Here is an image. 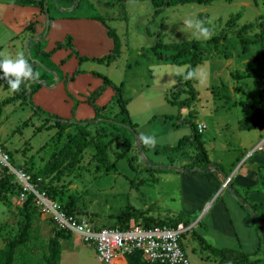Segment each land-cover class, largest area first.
<instances>
[{
	"label": "rangeland",
	"instance_id": "1",
	"mask_svg": "<svg viewBox=\"0 0 264 264\" xmlns=\"http://www.w3.org/2000/svg\"><path fill=\"white\" fill-rule=\"evenodd\" d=\"M2 1L4 0H0ZM18 5L21 4L17 3ZM64 5V0H49L51 23L42 43L38 40L39 37H31L30 29L17 35L0 22V52L12 58L23 54L34 71L40 73L37 80H44L50 86L51 83H57L58 78L61 83L65 82L64 90L59 85L53 88V95H42L35 99L37 91L32 96L28 90L25 95H20L21 89L14 93L7 82L0 79V139L10 155L11 163H18L25 168L10 169L17 182L8 198L0 200V250L21 232L26 222L23 207L28 196L25 187L30 173L40 171L72 136L83 135L89 140V144L74 164L66 165L48 180L55 196L50 198L45 195V198L61 208L65 205L75 206L77 215L97 225L122 223L123 216L128 215V212L139 214L140 218L143 215H153L160 220L175 219L179 213L187 212L181 197L182 181H212L219 178V173L200 180L191 175L183 177L182 172L175 171L173 167L164 171L146 168L153 165L175 166L180 169L182 163L190 161L196 166L200 165L201 157H197L198 149L193 143L185 140L182 148H178L180 141L192 131L190 121H183V118L206 124L201 138L205 140L210 159L222 167L220 177L225 173L231 175L246 153L254 149L257 143V139L251 138V131L239 128L238 120L259 105L264 82L258 75L238 80L236 73H264V55L261 51L262 42L259 40V21L264 19L263 0H214L210 3L177 4L166 8L155 18L156 7L151 0H82L77 9L68 11L64 10ZM73 5L74 3H70L67 6L71 8ZM73 15L104 16L108 25L119 35L122 50L114 61L104 65L89 55L80 66L84 70L94 67L115 83L123 84L134 129H119L110 124L114 122L122 125L114 120L123 118L120 107L114 101L113 88H107L99 96L100 103L107 107L98 117V122H95V110L94 114L88 113V110L94 108L89 107L87 100L83 103L82 98L68 88L71 80L66 81L67 72L64 73L56 63L57 59L53 57L50 60V57L38 54L39 47L51 49L57 41L67 39L64 35L67 28L65 25H72L68 19ZM16 18V26L22 28L25 23L27 25L33 20L24 19L19 12ZM56 18H61L60 25L54 24L53 20ZM22 19L24 24L21 25ZM187 19L204 21V26L212 33L211 38H202L194 28H188L184 23ZM44 23L45 31L46 14ZM250 24L253 26L245 31L244 27ZM239 30L249 38L247 51H244L243 43L235 35ZM158 38L163 52L175 53L179 50L181 60L193 55L200 56L196 67V81L193 82L198 98L183 108L172 98L171 88L184 79L188 64L159 59L153 51ZM83 44L90 46V41H83ZM186 46L189 53L185 52ZM69 49L72 50H67ZM105 51L106 49L98 47L94 53L102 54ZM31 58L43 60L41 62L44 65L39 62L38 66L33 65ZM37 80L26 82L25 87L36 86ZM235 86H239L240 91L236 92ZM65 94L71 99L65 101ZM187 94L181 92L179 96L185 97ZM29 100L46 112L61 117L66 110L65 102H74L72 110L75 108V112L71 110V118L68 119L83 122V128L60 130L53 121L48 122L35 113ZM96 103L102 105L98 100ZM81 115L84 119H79ZM104 119L112 122H105ZM142 134L155 137V146H143L141 140L137 141L136 135L140 139ZM258 151L257 148L254 149V152L261 153ZM242 152L244 155H240L238 160L237 155ZM249 157L250 155L247 156ZM3 166L0 160V176ZM29 186L28 191H32L33 188ZM36 195L31 209L29 240L25 246L17 249L13 264H44L49 240L58 234L59 227L52 213L44 208L38 198L42 194L36 190ZM219 209L220 206H215L202 221H206L210 214L213 218L225 219L226 216ZM205 214V210L198 213L195 222L198 223ZM258 214L260 222L264 224V216L260 211ZM134 220L131 222L134 223ZM189 221V225L183 223L187 231L183 232L182 241L190 264H226L200 245L194 238L195 230H191L194 225H191L190 219ZM197 232L208 243L223 246V243L215 240L216 233L210 228L207 230L199 224ZM61 241L60 264H100L94 248L83 242L79 235L71 233L69 239ZM240 247L253 252L255 259L261 257L253 264H264V253L257 255L254 252L256 249L253 241L246 240ZM130 256V253H126L114 264L128 262Z\"/></svg>",
	"mask_w": 264,
	"mask_h": 264
},
{
	"label": "trees",
	"instance_id": "2",
	"mask_svg": "<svg viewBox=\"0 0 264 264\" xmlns=\"http://www.w3.org/2000/svg\"><path fill=\"white\" fill-rule=\"evenodd\" d=\"M58 1V0H57ZM66 4H73L76 1H78V4L75 6L74 9H77L79 7V4L82 0H64ZM153 5L156 7L154 18L158 16L159 13H161L166 8L177 5V4H184V3H190V2H202V3H210L214 0H151ZM264 2V0H263ZM18 4L21 5H35L38 6L41 9V12L45 14L46 12V6L49 10V0H17ZM95 18L100 19L104 21L105 19L102 16H95ZM35 21H31L29 26L32 27L34 25ZM253 25H247L244 27L245 31H247L250 27ZM108 27V34L114 41V47L111 50L110 53L105 54L102 57H95V60H98L100 62H111L114 59H116L120 53L122 48V43L120 40L119 35L116 33V31L110 27ZM259 27H260V36L259 40L262 42L261 51L264 55V19L261 18L259 21ZM243 43L244 51L248 50L247 43L249 42V38L245 37L243 34V31H238L236 34ZM215 36V35H214ZM214 38V37H212ZM42 43V40H40ZM185 43V42H184ZM161 43L158 38L157 43L153 46V51L155 55L159 59L163 60H171L173 62H176L178 64H188V67L186 69L184 79L178 83L177 85L173 86L171 88L172 98L178 102L179 106L181 108L188 106L190 103H192L194 100L198 98L197 92L194 90L193 82L196 81L195 74H196V67L199 64L200 56L193 55L190 58H185L184 60L179 59V56H182L180 54V51H176L175 53L171 52H163L160 49ZM71 48L73 53L77 54L78 59L80 62L87 59V56L80 55L76 46L73 44V39L71 36H68L66 40H59L56 42L55 46L52 49H45L43 47H39L38 54L45 57H51L57 50L59 49H68ZM198 51V48H196ZM188 47H185V52H188ZM200 52V51H198ZM197 52V53H198ZM189 53V52H188ZM33 58V57H32ZM32 58L30 59V62H32L33 65L38 66L37 62ZM40 61L44 62L43 60L39 59ZM67 60V57L63 59V62ZM82 72L81 68L79 66L76 67V69L73 71L71 76L66 77V81L74 80L80 73ZM189 73H194L191 77H189ZM96 75L100 76L103 79V83L98 86L88 97L87 101L88 103L94 108L95 112L97 113V117H95V122H98V117L102 115L103 110L107 107L106 105L101 106L96 103L97 98L104 93V91L107 88H113L115 91V103L120 107V112L123 115V118L121 120H114L115 122L125 124L130 126L132 129H134V124L131 121L130 113L127 108V102L124 97V91H123V84H117L115 83L111 78H109L106 75H103L102 73L95 72ZM258 75L264 82V73H255V72H248V73H236V77L239 80L243 77H250ZM42 86V83H36L35 85H31V87L26 88L25 83L21 85L20 89V95H25L26 90L29 91V94L32 96L39 87ZM235 91H240L239 86H235ZM181 92L188 93L185 97L179 96ZM30 106L34 109L35 113L40 114L45 118L46 121H53V123L60 127V130H65L66 128L70 127H76V128H83V124L80 121L71 120L65 117H61L57 114L46 112L43 110L40 106L35 105L31 100L28 101ZM254 112H252L250 115L246 116L245 118L240 120V128L241 129H259L264 128V88L263 92L260 96V102L259 105L255 106ZM72 112H75V108H73ZM190 121L192 131L189 136L184 137L180 143L178 148H182V143L185 140H188L190 143H193L195 147L198 149L197 155L200 156V160L205 161L209 166L212 168L218 170L219 172L222 171V167L219 163H216L214 161H211L209 159L208 151L205 147L204 141L201 139V132L198 130V126L195 122L188 118H183V121ZM107 122L106 120H104ZM115 128H121L124 129L126 127H123L120 124L117 123H110ZM128 129V128H127ZM83 130V129H82ZM89 144V140L83 136V135H75L68 139V141L64 144L62 148H60L58 151H56L48 160L46 165L38 172L30 173L29 176V182L34 187L35 190H37L40 193H45L50 198H53L54 192L53 189L48 185V180L60 169L64 168L68 164H74L83 149ZM143 144V143H142ZM144 146V144H143ZM12 165L17 168L18 170H25L24 167H22L20 164L12 162ZM148 170H159L164 171L167 170V168L162 167H154L153 165L146 166ZM140 171V169H137ZM197 171H202L200 169H197ZM141 172V171H140ZM17 180L15 178V174L10 171V168L8 166H3L1 170V176H0V200H5L8 198L9 193L13 191V188L15 187ZM230 183V182H229ZM234 195L239 200V202L242 204V206L249 212L248 206H251L252 209L256 212V214L259 216V209L256 207L255 204L250 203L247 201L245 197H243L238 191H235ZM36 194L34 192H29L28 196L24 202V215L26 217V222L21 230V232L14 238L9 240L5 246L0 250V264H13L14 263V257L17 249L20 247H23L26 245V243L29 240V234L32 226V204L33 200L36 199ZM75 206H64V209L72 215H77L75 212ZM261 212V211H260ZM261 215L264 216V213L261 212ZM78 217H81L77 215ZM139 214H134L133 212L129 213L128 215L123 216L122 223L119 224H112V225H97L94 224V226L98 229H102L105 227L108 228H129L133 225H142L145 227H154L157 225H168V226H174L177 227L180 223H186V225L190 224L189 219L185 217L183 213H180L177 215V218L172 220H166V219H158L153 217V215L150 216H141L139 217ZM135 219V220H134ZM142 219L143 221H141ZM134 220L135 222H131ZM90 221V220H89ZM256 227L258 229L264 228V224L257 221ZM72 232L62 230L59 228L58 234L51 238L48 243V253L45 256V263L44 264H60L61 256H62V240H66L70 238V234ZM194 238L200 243V245L208 249L214 254L215 256H218L221 261H223L226 264H253L257 260H252L250 258V253L245 252L242 249H235L230 247H224V248H218L216 246L211 245L206 241V239L198 234H194ZM131 256L129 257V264H159V263H149L143 259V255L141 251H134L130 253Z\"/></svg>",
	"mask_w": 264,
	"mask_h": 264
},
{
	"label": "crops",
	"instance_id": "3",
	"mask_svg": "<svg viewBox=\"0 0 264 264\" xmlns=\"http://www.w3.org/2000/svg\"><path fill=\"white\" fill-rule=\"evenodd\" d=\"M15 6H17V0H4L0 2V22L8 26L10 28L9 30L14 31L15 33H17V35L23 34L27 29H30L32 31V38L40 37L45 27L44 13L41 12V9L38 6L31 5H18L17 7ZM63 8L65 11H68L70 9L67 4L64 5ZM18 12L22 13L24 19L33 18L32 21H35L34 25L30 27V22L26 25V23L24 24V19H22L21 25L24 24L25 26L23 28L16 26L15 20L17 19L16 14ZM102 17L105 19L104 21L95 18L94 15L87 17L73 15L70 16V20L68 19V21L72 22V25L68 26L64 24L65 27H67L64 30V35L66 37H72L73 44L76 46L80 55H85L88 57L90 55L94 59L95 57H102L105 54L110 53L113 49L114 41L109 36L107 27L110 25H108L106 18L104 16ZM60 19L61 18H56L55 20H53L54 24L60 25L59 22H62V20ZM41 40L43 42V39ZM87 40L90 41V46L83 44V41ZM98 47H102V49H106V51L102 54H95L94 52L96 51V49H98ZM53 57L57 59L56 63L59 64V66L63 69V72H67L65 73V78L68 75H72L73 71L76 69H74V67L79 66L81 68V63L85 61L84 60L80 62L77 54L73 53L70 49H59L50 57V60H52ZM66 57L67 60L63 62V59ZM96 61L104 65H108L112 62H100L98 60ZM81 70L82 72L74 80L69 81L68 88L73 93L82 98L83 103H86V100L90 96L92 90H95V88L101 85L103 83V79L96 78L95 72H101L95 70L94 67L90 68L89 70H84L81 68ZM51 84L52 85L50 87L43 85L42 87H39L35 95V99L41 98L42 95H53V88L58 87L59 85H61L62 90L65 89V82L61 83L60 78L57 79V83L54 82V84ZM81 95H85V97H82ZM66 99L69 100L71 98H69L68 95L65 94L64 100L66 101ZM97 100L99 103L101 102L100 97ZM73 103L74 102H65L66 110H64L65 113L62 114L63 117L71 118ZM88 105L90 108L92 107L90 104ZM104 105L106 104H102L101 106ZM105 109L103 110V112L105 111ZM93 110L94 109L88 110L89 115L91 113L94 114ZM252 112H254V110L238 120L239 128L240 120L250 115ZM79 119H84V116L81 115ZM195 123L198 126V124L202 122ZM202 124H204L206 127L205 123ZM241 130L252 132L251 138L257 139V143L254 149L257 148L259 150L258 152L261 153L254 152V149L250 150L243 157L244 159L238 163V166L235 168L234 172L231 175L225 173L222 177H220V174H222L221 172L212 168L205 161H201L200 159L199 160L201 162L198 166L194 165L190 161L182 163L180 166V170H174L182 172L183 177L191 175L194 177L196 176L197 178H195L200 180L208 179L211 177V174L219 173V178L212 181H182L181 197L185 203L187 212L183 211L181 213H183L187 219L191 220V225H194L192 226L191 230H195V233L202 235L201 233L197 232L199 224L202 225V228H205L207 230H209L210 228L216 233L215 240L223 243V246H216L218 248L230 247L235 249H242L240 246H242V244H245L246 240L253 241L254 248L256 249L254 252L257 255H261L264 253V228L258 229L256 227V221L253 218L252 214L242 206L234 193L235 191H238L243 197L247 199L248 202L255 204L259 211L264 213V128ZM202 140L205 142L204 139ZM240 155L243 156L244 152L237 155L238 160L240 158ZM248 155H250L249 158H247ZM165 168L168 169L169 167L166 166ZM197 169H200L202 171H197ZM226 179H228L230 183L228 182V184L224 186ZM215 206L221 207V209H219L218 211H221V214H224V216H226L225 219H222L221 217L220 219L213 218L211 217L212 214H210L206 221H202L204 220L205 216L208 215V213H211ZM204 210L206 211V214L201 220L198 221V223L195 222L198 213L200 214L201 212H204ZM227 243L233 244L228 245ZM244 251L250 253V258L252 260L259 261L261 258L260 256H258V258L255 259L252 256L253 252L246 250ZM123 256L124 255H118L114 260V263L118 262L121 258H123ZM123 264H129V261Z\"/></svg>",
	"mask_w": 264,
	"mask_h": 264
},
{
	"label": "built area",
	"instance_id": "4",
	"mask_svg": "<svg viewBox=\"0 0 264 264\" xmlns=\"http://www.w3.org/2000/svg\"><path fill=\"white\" fill-rule=\"evenodd\" d=\"M205 125L198 124V130L203 132ZM1 138V137H0ZM0 160L10 169L14 168L10 161V155L0 139ZM19 175L24 176L19 171ZM29 180V178H28ZM225 182L224 186L228 184ZM31 183L28 181L25 190H30ZM40 193V192H39ZM38 198L44 208L52 213L58 227L77 234L83 242L95 249L96 257L100 264H114L118 255L141 251L143 259L149 263L159 264H190L188 253L182 241L183 232L186 231L183 223L177 227L168 225H157L145 227L133 225L129 228H102L98 229L94 224L83 217L69 214L64 208L51 201H47L45 193H40ZM37 196V195H36Z\"/></svg>",
	"mask_w": 264,
	"mask_h": 264
},
{
	"label": "clouds",
	"instance_id": "5",
	"mask_svg": "<svg viewBox=\"0 0 264 264\" xmlns=\"http://www.w3.org/2000/svg\"><path fill=\"white\" fill-rule=\"evenodd\" d=\"M188 28H194L205 39H210L212 33L209 28L204 26V21L187 19L184 21ZM0 79L7 82L12 92H18L22 84L26 82H32L40 77L38 71H34L32 65L23 54H17L15 58L5 56L3 52H0ZM194 73H189L191 77ZM141 142L145 146L154 147L156 140L155 137L146 135L140 136Z\"/></svg>",
	"mask_w": 264,
	"mask_h": 264
},
{
	"label": "water",
	"instance_id": "6",
	"mask_svg": "<svg viewBox=\"0 0 264 264\" xmlns=\"http://www.w3.org/2000/svg\"><path fill=\"white\" fill-rule=\"evenodd\" d=\"M55 2H57V0H55ZM77 4H78V1H76V2L74 3V5H73L69 10H72L73 8H75V6H76ZM45 14H46V28H45V31L42 33V35L38 38V40L44 39V38L47 36L48 31H49V29H50L51 18H50V12H49L47 6H46V12H45ZM31 57H32V56H31ZM34 60H35L36 62H39L40 64H43V63H42L40 60H38V59H34ZM43 65H44V64H43ZM37 81L40 82V83H42L43 85L50 86V85H48L44 80H37ZM28 87H29V85H28ZM104 120H109V121L112 122V120H110V119H104ZM122 125H123L124 127L128 128V129H132V128H131L130 126H128V125H125V124H122ZM136 139H137V141L140 142L139 135H136ZM139 147L142 149V147H141V143H139ZM168 167H169V168L173 167L174 169L180 170L179 168H177V167H175V166H168ZM226 181H228V179H226ZM248 208H249V210H250L252 216L254 217V219H255L256 221H259V222H260V220H259V218H258L256 212L252 209V207H251V206H248Z\"/></svg>",
	"mask_w": 264,
	"mask_h": 264
},
{
	"label": "bare ground",
	"instance_id": "7",
	"mask_svg": "<svg viewBox=\"0 0 264 264\" xmlns=\"http://www.w3.org/2000/svg\"><path fill=\"white\" fill-rule=\"evenodd\" d=\"M44 32V31H43Z\"/></svg>",
	"mask_w": 264,
	"mask_h": 264
}]
</instances>
